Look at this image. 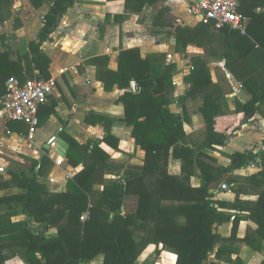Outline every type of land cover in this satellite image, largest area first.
Returning a JSON list of instances; mask_svg holds the SVG:
<instances>
[{"label": "trees", "instance_id": "obj_1", "mask_svg": "<svg viewBox=\"0 0 264 264\" xmlns=\"http://www.w3.org/2000/svg\"><path fill=\"white\" fill-rule=\"evenodd\" d=\"M158 1L161 0H123L125 12L132 13H139ZM31 2L35 7L48 2L50 8L43 16L37 40L27 42L28 51L15 48L16 59L12 58L13 46L6 43L5 35H0V43L6 47L0 50V97L9 77H16L21 83L32 78H50V58L43 44L75 0ZM11 3V0H0L3 19L7 16H3L2 10ZM239 11L250 19L245 37L253 39L252 44L258 43L264 51V0H240ZM161 14L158 10L154 25L164 24L160 22ZM112 17L121 21L125 14H112ZM199 31L177 27V48H184L189 41L200 37ZM163 58V53L142 58L138 48L122 49L116 70L107 68L108 55L89 59L96 66V77L106 90L114 85L124 89L119 97L124 108L123 121L131 126L135 143L144 150V163L125 167L117 178L104 179L105 173L118 174L116 168L120 165L109 160L100 149L99 141L80 144L63 134L69 143V164H82L68 179L65 191L50 192L44 183L37 181L35 174L24 176L12 172L10 182H0V189L11 184L19 189L0 196V206H4L0 210V264L15 256L22 258L24 264H89L98 257L101 264H137V257L150 243H161L173 252L175 264H203L211 256L213 260L208 264H223L220 260L224 256H227L226 264H247L241 258L231 257L236 249L229 244L236 240V229L242 217L257 224L243 240L253 249L264 251V169L248 177L260 188L255 201L240 200V188L234 191L233 202L213 199L214 192L221 188V174L249 164L264 167V153L235 151L228 155L227 166L211 163L215 160L206 150L224 144L231 135L221 134L215 127L221 115L218 87L211 82L209 71L202 63L195 62L185 77L190 87L181 100L206 89L202 92L200 106L206 137L195 145L184 131V113H173L169 109L174 101L175 65L165 64ZM241 81L243 85L255 87L248 89L250 99L238 105V110H244L249 117L264 102V77L250 75ZM99 118L105 116L99 115ZM107 139L103 137V141ZM170 157L180 160L179 174L168 173ZM197 170L201 183L193 186L190 180L197 175ZM41 171L42 165L39 173ZM2 179L0 176V181ZM95 185L101 188L96 189ZM84 212H88L87 218L81 220ZM18 213L25 218L12 220ZM232 217L231 235L223 238L214 231V225L230 221ZM51 229H55V233L48 234ZM155 253L157 258L159 250ZM260 264H264V260Z\"/></svg>", "mask_w": 264, "mask_h": 264}, {"label": "crops", "instance_id": "obj_2", "mask_svg": "<svg viewBox=\"0 0 264 264\" xmlns=\"http://www.w3.org/2000/svg\"><path fill=\"white\" fill-rule=\"evenodd\" d=\"M11 1V5L5 6L2 10L7 17L0 18V35H5L6 43L13 46L12 58L16 59L15 48L20 45L19 43H26L21 51L26 52L27 42L37 40L43 16L50 5L44 2L41 6L35 7L31 0ZM168 2L170 0H161L157 3L166 6ZM170 8L172 15L166 13L167 8L160 7L159 10L162 12L160 22L164 24L154 25L153 20L158 10L153 20L149 18L145 22L136 23L128 18L131 13L125 12L123 0H75L73 6L59 18L50 39L43 44L50 58L48 70L50 77L55 80V87L39 107L40 123L34 139L32 142L27 139V127L24 123L0 120V165H5V169L1 166L3 172H0V176L3 179L0 182H10L12 172L24 176L35 174L37 181L44 183L50 192L65 191L68 179L82 168V164L78 166L69 164L67 159L69 143L63 134L80 144L99 141L100 149L109 156V160L120 165L116 168L118 174L105 173L104 179L117 178L125 167L144 163L145 152L135 143L131 126L123 121L124 108L119 97L124 89L114 85L110 90H106L96 77V66L89 62L93 57L108 55L107 68L116 70L119 52L127 48H138L142 58L147 54L163 53V62L175 65L172 75L175 86L174 101L169 105V109L173 113H184V131L188 138L195 141L199 139L203 130L206 131L205 121L200 112L202 92L206 89L195 92L183 100L180 97H183L190 87L185 77L191 72L195 62L206 66L211 82L221 91V134L231 133L225 143L218 147L221 152L216 154L206 150L215 160L211 163L227 166L228 155L235 151L250 150L256 154L264 153V102L249 117L244 110H238V105L246 103L251 97L248 89H255L253 84L246 86L241 80L250 75L259 74L264 77V62H260L264 60V51L258 43L252 44L255 42L253 39L245 37L247 33L237 34L236 30L228 27H224L228 29L226 31L222 30L224 28L216 29L189 16L186 13V3L180 12H177L178 8L175 5H171ZM257 11H260V8ZM117 13L125 14V18L115 21L112 14ZM249 20L247 18V25ZM134 26L139 28L146 26V33L134 30ZM206 26H210L211 29ZM177 27L199 29L200 37L178 49L175 37ZM5 48L0 43V50ZM134 84L132 83V86ZM1 98L2 96L0 107ZM99 115L105 118H99ZM103 137L108 139L103 141ZM258 159L260 161V157L257 161ZM41 165L42 171L39 173ZM260 169L264 167L249 164L245 168L223 173L221 188L226 187L228 181L233 185L237 175L243 174L242 179H247ZM167 171L170 174H179L180 160L170 157ZM199 172L197 170V175L191 177V185H200ZM193 178H198L199 181L194 182ZM248 184L252 188H259L250 181ZM95 188L100 189L101 185H95ZM221 188L220 192L218 190L214 192L213 199L233 202L236 193L231 192L230 188ZM18 190L15 184H11L10 187L0 189V192H3L0 196ZM257 192L258 190H254L253 196H249L250 192L246 187H242L239 198L242 201H255ZM24 218L25 215L21 213L12 216V220ZM232 220L233 217L230 221L215 224L214 231L221 237L228 238L232 232ZM256 228L257 224L253 220L242 217L236 229V240L229 243L236 249L231 255L232 258H241L247 264H260L264 260V251L253 249L243 240L248 231ZM48 233H55V229L49 230ZM156 250H159V259L155 262L147 261L152 254L156 257ZM16 258L21 262L19 257H13ZM226 258L227 256H224L220 262L226 264L224 261ZM211 260L213 256L203 264H208ZM175 262L176 255L161 243L148 244L136 259L137 264ZM89 264H101V258L98 257Z\"/></svg>", "mask_w": 264, "mask_h": 264}, {"label": "built area", "instance_id": "obj_3", "mask_svg": "<svg viewBox=\"0 0 264 264\" xmlns=\"http://www.w3.org/2000/svg\"><path fill=\"white\" fill-rule=\"evenodd\" d=\"M239 7L240 0H186V13L189 16L216 29L228 27L246 34L247 18L241 14ZM54 87L55 80L51 77L32 78L23 83L16 77H9L1 98L0 120L24 123L27 139L32 142L39 126V107ZM0 171H3L1 166ZM87 215L88 212H84L81 220H85Z\"/></svg>", "mask_w": 264, "mask_h": 264}, {"label": "rangeland", "instance_id": "obj_4", "mask_svg": "<svg viewBox=\"0 0 264 264\" xmlns=\"http://www.w3.org/2000/svg\"><path fill=\"white\" fill-rule=\"evenodd\" d=\"M185 3H186V0H170V2H168V5L169 6L168 5L165 6L163 3H157V4L152 5V7L151 6L146 7L145 9H143L139 13L132 14V12H129L131 14L128 15V18H130L131 20L135 21L136 23H138V22H145L146 19H149V18L150 19L152 18V20H153V18L155 16V12L157 10H159L161 6H164L165 8H167L166 13L169 12V14L172 15V13H170V11H169L171 9L170 8L171 5H175L178 8V11L177 12H180L181 10H183V8L185 6ZM166 13L164 12L163 13V16H165ZM2 14H3V16H5L3 12H2ZM0 18H2V17H0ZM170 18H172V17L170 16ZM134 28H135L134 30H138V31H140L141 33L144 34V33H146V29L145 28H147V27L145 26V28H139V27H135L134 26ZM131 32H133V31H131ZM220 38H221V35H220ZM214 41L216 42V39H214ZM19 44L20 45H18V47H19L20 51H22L23 47L26 46V43L24 42V43H19ZM219 93L221 94V91H219ZM215 127H216V130L219 133H221V115L217 118L216 126ZM199 136H200L199 139H197L196 141L193 140V138H188V140L191 141V142H194L195 145H199L200 143H202L205 140L206 131L203 130L202 133H201V135H199ZM219 146H221V145L215 146V148H210V149H207V150L210 151V152H216V154H217V152H221V149L218 148ZM0 166H2L5 169V165H0ZM0 172H3V171H0ZM29 174H31V173H29ZM243 176H244L243 174L242 175H237L236 182L233 185H230V184H228L226 182L227 185H226L225 189H229L230 188L231 189V192H234L238 188H241L242 189V187H246V190H248L250 192L249 196H253L252 195L253 191L254 190L257 191L260 188H256L255 189V188L250 187L251 185L248 184L249 183L248 178L247 179L246 178L242 179ZM192 181L198 182L199 179L198 178H193ZM218 191L220 192V188L218 189ZM1 194H3V192H0V195ZM3 207L4 206L1 205L0 206V210L3 209ZM15 257H19V256H15ZM12 259H13V257L12 258H9L5 262V264H24V260L22 258H20L21 259V262L18 261L17 258L16 259H13V260ZM157 259H159V258L158 257L156 258L154 256V254H152V257L150 259H148V260L145 258V260H147V261H152L153 260V262H155Z\"/></svg>", "mask_w": 264, "mask_h": 264}, {"label": "water", "instance_id": "obj_5", "mask_svg": "<svg viewBox=\"0 0 264 264\" xmlns=\"http://www.w3.org/2000/svg\"><path fill=\"white\" fill-rule=\"evenodd\" d=\"M258 161H259V159H258ZM225 188V186H223L221 189H224Z\"/></svg>", "mask_w": 264, "mask_h": 264}]
</instances>
